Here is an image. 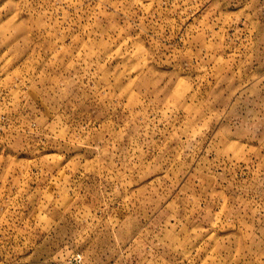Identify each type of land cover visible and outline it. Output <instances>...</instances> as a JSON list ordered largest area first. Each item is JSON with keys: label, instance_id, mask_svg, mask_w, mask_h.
<instances>
[{"label": "rangeland", "instance_id": "rangeland-1", "mask_svg": "<svg viewBox=\"0 0 264 264\" xmlns=\"http://www.w3.org/2000/svg\"><path fill=\"white\" fill-rule=\"evenodd\" d=\"M0 264H264V0H0Z\"/></svg>", "mask_w": 264, "mask_h": 264}, {"label": "built area", "instance_id": "built-area-1", "mask_svg": "<svg viewBox=\"0 0 264 264\" xmlns=\"http://www.w3.org/2000/svg\"><path fill=\"white\" fill-rule=\"evenodd\" d=\"M80 258V256H78V258L77 259H79Z\"/></svg>", "mask_w": 264, "mask_h": 264}]
</instances>
